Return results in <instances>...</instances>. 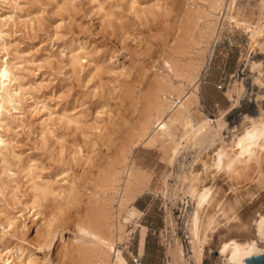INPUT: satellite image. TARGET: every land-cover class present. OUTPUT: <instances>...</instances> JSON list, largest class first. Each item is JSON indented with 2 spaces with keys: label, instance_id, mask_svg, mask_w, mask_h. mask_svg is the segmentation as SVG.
<instances>
[{
  "label": "rangeland",
  "instance_id": "374dc122",
  "mask_svg": "<svg viewBox=\"0 0 264 264\" xmlns=\"http://www.w3.org/2000/svg\"><path fill=\"white\" fill-rule=\"evenodd\" d=\"M230 1L0 0V264H167L177 245L184 264L229 262L228 228L264 207L262 142L213 165L264 117V0Z\"/></svg>",
  "mask_w": 264,
  "mask_h": 264
},
{
  "label": "bare ground",
  "instance_id": "6f19581e",
  "mask_svg": "<svg viewBox=\"0 0 264 264\" xmlns=\"http://www.w3.org/2000/svg\"><path fill=\"white\" fill-rule=\"evenodd\" d=\"M235 3H236V0H231L229 6L231 7V5L232 6L235 5ZM9 74H10L9 70L6 66H4L0 69V80H1L0 85H1V88L3 89V91L7 90V84H6L5 80L9 78ZM198 85H199V78H198L196 87ZM0 97H1L0 107L2 106L1 102H4L5 100L10 101V98L7 94L3 95L2 93H0ZM237 102H239L238 99H236V103ZM5 103H7V102H5ZM6 107H8V106H6ZM180 113L181 112H179V115H177V114L176 115L178 117L181 115L180 116V118H181L183 113L182 114H180ZM176 115H174V117ZM185 115L186 114L184 113L183 119H184L185 123L190 125L191 127H193L192 119L190 118V115H187V116H185ZM178 117L174 118V119L177 120V119H179ZM222 121L223 120H219L220 125H223ZM166 122L167 121H165V123H163V126L166 130H164L162 128L165 132L169 130L168 129V127H169L168 123L169 122L168 123H166ZM208 123H209L208 119H205V121H203V123H201L196 128V132H199ZM232 141H233V147L234 148L232 150H227L224 147L220 148L214 157L213 165H215L216 167H218L220 169H225L226 167L229 169H235L238 162L242 160V157H247V156L250 157L254 153L256 146H260L261 142L264 144V117L251 118L249 116H246L244 121L242 122L240 128H238L236 133L233 134ZM0 142H3V139L1 136H0ZM91 156H93V155H91ZM167 156H169V154ZM134 170L130 171L129 180H130V178H135V179L138 178V176H135ZM191 179L192 180H191V183L189 185V191L197 197V200H198L197 205L199 207L203 208L214 197L215 190H213V185L208 186L207 184H204V183L203 184H197L198 182H196V180L198 179V176L196 174L193 175ZM143 189L144 188L142 185L136 184L134 187H132L129 190V193H127V195L125 196V200H127L128 198L134 199L140 191H143ZM262 200L264 201V196L262 197ZM234 206H235L234 213L237 214L238 208L240 207L239 201L236 202V204ZM255 207H256L255 205L248 207L249 209L245 213H243L242 215H239L240 214L239 213L236 216L238 218L237 222L228 228L227 232L229 234L227 233L228 234L227 237L222 241V243L220 245V254H226L227 253V255L229 256V258H228L229 262L227 264H247L246 263L247 257H249L253 254H260V253L264 252V207H262V206L258 207L257 211L260 210L261 212L260 213L257 212L258 215L256 216V218L254 216H252V217L250 216L251 210H255ZM253 217L255 218L254 224L251 222ZM103 225L104 224H102V226ZM88 226H89V228L88 227H82V229L86 230L88 233H91L97 237L98 236L101 237V233L99 234V233H96L94 231V228H95L94 222H89ZM100 226H101V224H100ZM200 227H201L200 226V215H199V210H197L194 214L193 219H192V230H193V233L195 234V236L197 237V239L200 240V246H199V249L197 251V253L199 254V258L201 257V255L205 254V252L203 250L202 243H204L207 240V239L201 240L199 238ZM233 237H235V238H233ZM117 260H118L119 264H129V262L121 254L120 250L117 253ZM184 261H186V258H185V253H184L183 247L180 245H177L172 252V259H170L167 264H184Z\"/></svg>",
  "mask_w": 264,
  "mask_h": 264
},
{
  "label": "water",
  "instance_id": "95a60500",
  "mask_svg": "<svg viewBox=\"0 0 264 264\" xmlns=\"http://www.w3.org/2000/svg\"><path fill=\"white\" fill-rule=\"evenodd\" d=\"M247 264H264V252L260 254H253L246 258Z\"/></svg>",
  "mask_w": 264,
  "mask_h": 264
},
{
  "label": "built area",
  "instance_id": "2783aa9c",
  "mask_svg": "<svg viewBox=\"0 0 264 264\" xmlns=\"http://www.w3.org/2000/svg\"><path fill=\"white\" fill-rule=\"evenodd\" d=\"M135 261H136V262H139V261H140V258L135 259Z\"/></svg>",
  "mask_w": 264,
  "mask_h": 264
}]
</instances>
